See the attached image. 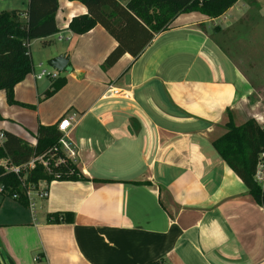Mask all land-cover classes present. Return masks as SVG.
I'll return each mask as SVG.
<instances>
[{
  "label": "crops",
  "instance_id": "0c3cea01",
  "mask_svg": "<svg viewBox=\"0 0 264 264\" xmlns=\"http://www.w3.org/2000/svg\"><path fill=\"white\" fill-rule=\"evenodd\" d=\"M57 1L61 31L52 36L71 44L39 58L66 53L67 69L51 73L65 82L44 98L51 77L29 73L13 87L17 104L0 90V130L31 140L39 125L70 117L86 179L40 182L47 196H34L33 214L0 195V264H264V209L211 144L228 120L264 127V102L212 36L247 5L237 0L216 18L181 13L137 57L125 53L103 69L116 41L100 25L81 35L65 29L86 9ZM17 2L26 9L28 0ZM109 85L124 96H110ZM65 214L71 222L49 221Z\"/></svg>",
  "mask_w": 264,
  "mask_h": 264
},
{
  "label": "trees",
  "instance_id": "16d2710c",
  "mask_svg": "<svg viewBox=\"0 0 264 264\" xmlns=\"http://www.w3.org/2000/svg\"><path fill=\"white\" fill-rule=\"evenodd\" d=\"M70 1L81 3L86 13L72 16L65 29L81 35L95 25H100L116 41L117 45L102 63V68L106 69L125 53L137 57L152 40L154 34L167 30L179 14L196 11L208 18H216L237 0ZM57 9V0H28L25 10L14 8L0 11V90L5 92L8 104H17L13 96V87L32 71L30 41L45 39L61 31L55 24ZM64 82L63 77H51L44 98L55 93ZM40 100L39 97L38 101ZM56 126L57 124L39 125L33 136L35 145L4 131L5 139L0 145V159L5 158L11 164H20L32 156L41 154L51 159L62 156L56 147L61 135ZM211 144L226 165L241 179L253 201L264 209V182L259 184L254 179L257 163L263 161L264 164V127L252 118L239 125L228 120L225 122V131L214 138ZM56 170L61 173L58 178L48 174L42 165H36L27 173L26 181L37 184L40 180L50 182L86 179L76 164L70 160L57 166ZM0 183L7 189L8 195L19 193L18 201L27 205L26 198L21 195L19 180L12 173L6 172L2 166H0ZM49 221L69 223L72 218L65 214L64 218L59 219L55 215ZM147 264L165 263L156 260Z\"/></svg>",
  "mask_w": 264,
  "mask_h": 264
},
{
  "label": "rangeland",
  "instance_id": "374dc122",
  "mask_svg": "<svg viewBox=\"0 0 264 264\" xmlns=\"http://www.w3.org/2000/svg\"><path fill=\"white\" fill-rule=\"evenodd\" d=\"M18 0H0V10L18 8ZM247 5L244 13L229 28L219 31L215 29L213 38L220 45L225 54L231 58L243 71L253 85L257 98L264 102V0H243ZM58 15V22H60ZM52 36V35H51ZM57 35L48 38L47 44L40 45L34 41L30 47L35 71L44 69L53 73V69L47 65V60L39 58V52L45 47L57 49L61 45H70L67 40H58ZM64 37V36H63ZM66 38V37H64ZM41 63L40 66L38 64ZM44 77L42 81H47ZM41 81V82H42ZM30 138H28L29 140ZM6 196V200L10 197ZM11 199V198H10Z\"/></svg>",
  "mask_w": 264,
  "mask_h": 264
},
{
  "label": "built area",
  "instance_id": "2783aa9c",
  "mask_svg": "<svg viewBox=\"0 0 264 264\" xmlns=\"http://www.w3.org/2000/svg\"><path fill=\"white\" fill-rule=\"evenodd\" d=\"M58 40H68V38H64L62 35L57 36ZM41 64H38L40 66ZM35 79H42L44 77H54L55 74L51 75V73L46 72L44 69L33 72L31 71ZM108 94L112 97L117 96H124L123 92L112 85H109L106 89ZM260 119V118H259ZM74 126V121L70 117L62 116L59 121L57 122V130L60 132V138L57 142V148L62 153V156L59 155L57 158L51 159L46 158L45 154L32 156L27 161L22 162L20 164H11L7 161L5 158L0 159V166L6 171L10 172L13 175L16 176V178L20 182V186L22 189V197L26 198L27 207L30 210L31 214L34 212V196L38 198H45L47 196V187L44 186L43 188L40 187V182H43L44 184H48L45 180H40L37 182V184H32L30 182L26 181L27 173L33 169L36 165H42L46 172L48 174H52L55 176V178H58L61 176V173H59L56 170V167L64 164L66 160H70L73 163H75V153L73 150V147L68 140V133ZM5 139L4 131L0 130V145L3 143ZM31 145H35V139H29L27 140ZM55 150V148H54ZM51 154V153H50ZM51 156V155H50ZM254 179L257 183L262 184L264 182V164L263 161H259L256 165L255 175ZM7 189H5L4 185L0 183V195L2 196H8L13 200H19L20 194L19 193H12L11 195H8Z\"/></svg>",
  "mask_w": 264,
  "mask_h": 264
},
{
  "label": "water",
  "instance_id": "95a60500",
  "mask_svg": "<svg viewBox=\"0 0 264 264\" xmlns=\"http://www.w3.org/2000/svg\"><path fill=\"white\" fill-rule=\"evenodd\" d=\"M69 56L66 53L59 54L47 60V65L51 67L56 73H61L67 69Z\"/></svg>",
  "mask_w": 264,
  "mask_h": 264
}]
</instances>
